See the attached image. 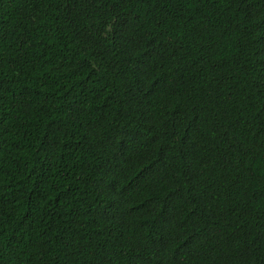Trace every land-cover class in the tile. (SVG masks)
Listing matches in <instances>:
<instances>
[{
  "label": "trees",
  "instance_id": "obj_1",
  "mask_svg": "<svg viewBox=\"0 0 264 264\" xmlns=\"http://www.w3.org/2000/svg\"><path fill=\"white\" fill-rule=\"evenodd\" d=\"M0 264H264V0H0Z\"/></svg>",
  "mask_w": 264,
  "mask_h": 264
}]
</instances>
